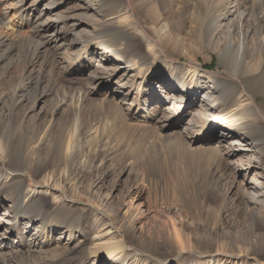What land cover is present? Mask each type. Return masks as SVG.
<instances>
[{
    "label": "bare ground",
    "instance_id": "bare-ground-1",
    "mask_svg": "<svg viewBox=\"0 0 264 264\" xmlns=\"http://www.w3.org/2000/svg\"><path fill=\"white\" fill-rule=\"evenodd\" d=\"M28 1L6 0L26 34L0 19V264H264V26L224 16L228 43L211 35L201 3L164 11L141 0V16L132 0ZM176 21L190 24V41ZM210 50L214 76L194 56ZM66 75L76 87H57ZM102 121L203 144L197 153L221 162L218 231L151 207L144 186L116 176L110 187L108 146H85Z\"/></svg>",
    "mask_w": 264,
    "mask_h": 264
},
{
    "label": "rangeland",
    "instance_id": "rangeland-1",
    "mask_svg": "<svg viewBox=\"0 0 264 264\" xmlns=\"http://www.w3.org/2000/svg\"><path fill=\"white\" fill-rule=\"evenodd\" d=\"M32 1L29 0L28 2ZM178 1L155 0L161 6L164 5L162 7L164 11ZM97 2L99 0L93 1L96 7L99 5ZM194 2L201 3L204 14L210 15L213 18L216 16L215 21L212 17H209L210 21H212L211 35L220 39L225 34V37L228 38V43H232L235 35L232 28H227L224 25V16L229 17L234 24L240 26L242 25L243 19L250 26L256 24L264 26V0H183L186 6ZM132 5L139 11L141 16H144L146 11L141 0H132ZM7 8L8 2L6 0H0V19H6L5 21L1 20V22L6 23L10 21L9 29L11 28L14 31L26 34L28 28L18 21L19 18L17 15L12 16L14 10ZM65 8H62V10H65ZM177 23V21L173 22L176 25L174 27L175 34L190 41V24L185 22L183 25L178 26ZM3 31L8 32L9 30L4 27ZM9 35L10 32L8 33ZM248 37L250 40L251 35ZM164 50L167 54L174 55L175 57L184 58L182 56L183 54L188 59L187 53H182L178 49L164 46ZM211 50V58L208 61H203L202 59V54H206L205 51L194 56H197L196 60L203 65L201 71L214 76L221 71L217 68L218 57L214 53L215 51L211 52ZM67 76H59L57 80L55 79L57 87H76L78 80ZM47 103L45 102L44 107L39 111L41 112L40 118L38 119V123H40L38 126L40 127L35 129L36 134H42L47 127L48 112L51 110L50 105L46 107ZM65 113L60 110L57 117H61ZM101 117L100 115L99 118ZM116 126L119 130L115 129ZM120 126L122 125H119L117 121L109 130V127H103L102 121L100 126V141L90 140L85 144L86 148H89L92 152L97 148L103 149L108 146L109 154L104 158L103 170L110 173L108 178L110 187L112 186L111 180L116 178V176H118L119 185L124 186L136 183L144 186L147 194L146 198L151 203V207L154 206L159 210L169 209L173 214L172 217L180 219L184 225L192 223L189 221L192 219L194 222L201 223L203 225L202 227L208 230L211 229L220 206V201L216 199L213 192L215 191L214 187L217 184V178L220 174V168L217 169V166L221 162L218 159L214 160L212 157L208 158V155L206 156L204 153L198 154V150L204 148L201 143L191 145L189 147L190 149L188 146L186 148L176 144L166 143L162 139L163 136L157 133L153 125L138 124L132 127L133 129L126 125L127 127L125 129L127 131L123 130L122 127L120 129ZM105 141H110V143H104ZM138 172L142 176L137 177ZM211 230L218 231L216 228ZM52 249L47 251L51 253L53 251ZM17 260H20V257H17Z\"/></svg>",
    "mask_w": 264,
    "mask_h": 264
}]
</instances>
